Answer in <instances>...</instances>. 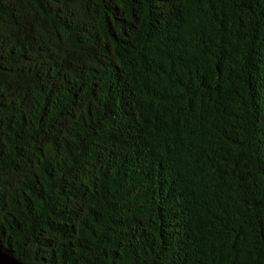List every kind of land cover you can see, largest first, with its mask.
<instances>
[{"label":"trees","instance_id":"16d2710c","mask_svg":"<svg viewBox=\"0 0 264 264\" xmlns=\"http://www.w3.org/2000/svg\"><path fill=\"white\" fill-rule=\"evenodd\" d=\"M0 242L264 264V0H0Z\"/></svg>","mask_w":264,"mask_h":264},{"label":"water","instance_id":"95a60500","mask_svg":"<svg viewBox=\"0 0 264 264\" xmlns=\"http://www.w3.org/2000/svg\"><path fill=\"white\" fill-rule=\"evenodd\" d=\"M0 264H32L17 257L13 250L0 242Z\"/></svg>","mask_w":264,"mask_h":264}]
</instances>
